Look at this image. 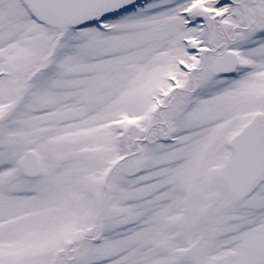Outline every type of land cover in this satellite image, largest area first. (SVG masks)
<instances>
[{"label":"snow or ice","instance_id":"snow-or-ice-1","mask_svg":"<svg viewBox=\"0 0 264 264\" xmlns=\"http://www.w3.org/2000/svg\"><path fill=\"white\" fill-rule=\"evenodd\" d=\"M0 264H264V0H0Z\"/></svg>","mask_w":264,"mask_h":264}]
</instances>
